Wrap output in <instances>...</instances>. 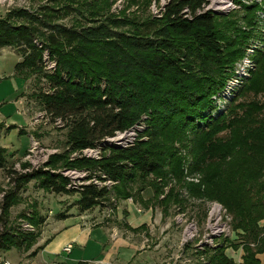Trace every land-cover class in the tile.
Masks as SVG:
<instances>
[{"label":"trees","instance_id":"16d2710c","mask_svg":"<svg viewBox=\"0 0 264 264\" xmlns=\"http://www.w3.org/2000/svg\"><path fill=\"white\" fill-rule=\"evenodd\" d=\"M206 4L207 0H168L159 15L140 22L127 16L91 14L82 24L66 25L56 21L57 10L49 6L13 8L0 16V49L12 47L20 56L14 64L15 76L34 77L41 84L35 100L45 117L59 120L67 129V153L91 148L99 154L68 160L61 156L62 166L87 171L85 180L76 184L39 166L26 171L9 168L8 152L0 146V169L7 171L10 183L0 200V251L25 246L37 237L31 227L43 219L23 213L22 221L32 224L7 226L10 208L33 180L52 193L76 194L73 206L79 213L106 205L113 199L112 192L148 207L141 189L131 186L167 165L160 139L172 124L196 134L195 147H200L202 157L210 154L213 163L228 150L230 155L237 150L245 168L238 172L237 181L225 184L218 166L205 167L199 170L207 179L186 186L198 197L218 201L230 217L232 231L241 234V263L215 248L208 264H264V258L261 262L256 257L264 252V225L259 224L264 219V114L250 120L230 110L226 116L206 120L214 106L211 97L224 92L237 58L234 51L227 53V39ZM199 121L207 124L199 126ZM129 129L135 137L114 140L117 133ZM257 162L262 168L253 175L250 165ZM169 167L179 170L176 161ZM157 193L154 188L153 197ZM68 213L60 211L58 219L69 217Z\"/></svg>","mask_w":264,"mask_h":264},{"label":"rangeland","instance_id":"374dc122","mask_svg":"<svg viewBox=\"0 0 264 264\" xmlns=\"http://www.w3.org/2000/svg\"><path fill=\"white\" fill-rule=\"evenodd\" d=\"M166 1L0 0V16L13 8L39 10L49 6L57 10L56 21L66 25L82 24L91 14L101 18L106 15L127 16L140 22L148 16L159 15ZM261 1L207 0L205 8L216 15L218 30L227 39V53L232 55L234 51L237 58L229 72L231 75L224 93L211 97V105L214 106L207 111L206 120L226 116L230 110L250 120L264 114V2ZM19 60L20 56L14 48L0 49V146L8 152L7 167L22 169L34 163L36 167L63 172V175L66 170H72L66 176L73 183H82L87 171L62 166L64 161L61 156L66 155L68 160L89 155L67 153L64 143L67 129L45 117L35 100L34 93L41 84L34 77L23 79L14 75L13 66ZM142 122H146L145 118H142ZM206 124L198 122L202 127ZM143 126L138 125L139 129ZM195 135L187 128L172 124L164 130L160 150L167 165L159 173L138 180L131 186L135 190L141 189L148 207L135 201V198L125 200L116 197V193L111 191L115 186L117 192L119 185L115 184L110 190L111 201L83 213L79 222L81 227L91 228L92 234L106 232L107 240L99 247L102 252H97L94 242L87 247L76 245L74 249L71 243L73 251L70 255L71 250L67 252L62 248L59 251L60 241L67 240L73 234L75 222L72 219H58L57 214L67 211L79 215L73 206L77 195L52 193L38 187L36 181H30L10 208L7 226L24 222L32 224L28 219L22 221L26 219L21 218L26 216L23 213L33 219H43V222L32 224L31 229L37 237L30 244L0 251V260L5 259L10 264H208L213 254L211 249L220 248L227 257L241 263L244 255L241 234L232 231L225 208L218 201L198 197L188 189L191 184L198 185L207 179L199 170L205 167L211 170L218 166L225 184L237 181L238 172L240 174L242 168L245 171L241 153L236 150L230 155L228 150L227 155L217 156L218 160L212 163L210 154L202 157L200 147H195ZM135 136V131L129 129L125 134L117 133L114 140L122 141L123 138L132 139ZM225 140L229 143L227 138ZM208 158H211L210 161ZM51 161L54 162L52 166L49 165ZM175 161L179 168L176 172L169 167ZM250 167L253 175H259L258 170L262 168L259 162ZM177 173L181 174L179 178ZM9 188L7 171L0 169V194ZM154 188L159 193L153 197ZM168 196L171 197L160 203ZM127 203H133L135 211L140 214L151 212L144 228L132 230L126 223L124 211ZM118 207L123 216L119 219L116 216ZM259 224L264 225V219ZM59 227L66 228L61 230ZM70 257H76V261L68 259ZM256 257L263 262L264 252ZM81 258L88 259L79 261Z\"/></svg>","mask_w":264,"mask_h":264},{"label":"crops","instance_id":"0c3cea01","mask_svg":"<svg viewBox=\"0 0 264 264\" xmlns=\"http://www.w3.org/2000/svg\"><path fill=\"white\" fill-rule=\"evenodd\" d=\"M13 68H14V66H13ZM123 207H124V204H123ZM85 212L86 211L81 212V213L77 212L79 215H73L72 213H69L71 215L69 217H67L65 220H69V219L74 220V222H75L74 225H73L74 231H73V234L70 237H68L67 240H63L62 239L60 241V245H59L60 249H59V251H61L62 248L68 243H73V249H74V247L76 245L81 246V247H87L92 242H94L96 244L97 247L96 246L95 247L97 248L96 249L97 252H98V250L101 251V249L99 248V247H101L100 244H102L105 239L107 240V238L105 236L106 232L105 233L104 232H100L98 234H92L91 233V230H92L91 228L81 227L82 224L79 223V222H80V219H81L83 213H85ZM124 212H126L125 216H124L125 217V221H126V223H128L131 226V228H136V227H138V226H140V225H142L144 223L146 224L147 221H149L150 217H151V212L145 211L144 213H141V214L136 212L135 211V205L133 203H131V204L127 203V206H126ZM116 213H117L116 216H117L118 219L120 217L121 218L123 217V216H121V211L119 210V207L117 208ZM59 228H61V227H59ZM63 228H66V227H63ZM63 228H61V230H63ZM43 234H44V231H43L42 235ZM73 249L71 250V252L68 255H70L72 253ZM75 258L76 257H70L68 259H70L72 261H76ZM87 259L88 258H85V259L81 258V259H79V261L80 260L83 261V260H87Z\"/></svg>","mask_w":264,"mask_h":264},{"label":"built area","instance_id":"2783aa9c","mask_svg":"<svg viewBox=\"0 0 264 264\" xmlns=\"http://www.w3.org/2000/svg\"><path fill=\"white\" fill-rule=\"evenodd\" d=\"M225 89H226V87H225ZM225 91V90H224ZM224 93V92H223ZM55 123H57V124H60V121L59 120H56L55 121ZM126 132H124V134H125ZM81 153H83L84 155L85 154H87V155H89V156H92V157H98V150H95V149H91V148H86V149H83L82 151H81ZM35 165V167H36V164H34L33 163V165H30V166H26V167H24V168H22V169H15V168H12V169H14V170H17V171H26V170H29L31 167H33ZM69 171H72V170H66V172H64V175H68L67 173L69 172ZM63 173V172H62ZM70 173H72V172H70ZM3 193L4 192H2L1 194H0V200H1V197L3 196ZM28 226H30V225H28ZM31 227V226H30ZM32 228V227H31ZM71 243H68V244H66L64 247H63V251H67V252H69L70 250H71ZM0 264H10L7 260H5V259H2V260H0Z\"/></svg>","mask_w":264,"mask_h":264}]
</instances>
